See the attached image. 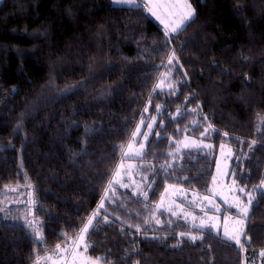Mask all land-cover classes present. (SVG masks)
Wrapping results in <instances>:
<instances>
[{
    "label": "trees",
    "instance_id": "1",
    "mask_svg": "<svg viewBox=\"0 0 264 264\" xmlns=\"http://www.w3.org/2000/svg\"><path fill=\"white\" fill-rule=\"evenodd\" d=\"M189 1L196 18L166 48L164 29L143 0L139 8L110 0L0 2V191L14 188L30 199L27 216L43 236L31 238L6 203L0 264H34L77 236L102 201L86 234L88 256L102 264H244L238 246L212 230L192 228L203 237L193 242L179 235L187 223L162 212L164 223L154 221L166 185L206 193L221 143L235 149L240 184L264 180V0ZM173 49L183 68L165 66ZM165 71L178 94L158 87ZM69 87L73 92L62 94ZM197 105L218 130L208 138L211 151L184 149L169 163ZM178 109L183 116L173 120ZM151 116L154 132L142 154L147 197L118 188L102 200L121 146ZM205 123L191 127L194 136ZM256 199L245 225L251 241L244 239L253 250L264 248V195Z\"/></svg>",
    "mask_w": 264,
    "mask_h": 264
},
{
    "label": "rangeland",
    "instance_id": "2",
    "mask_svg": "<svg viewBox=\"0 0 264 264\" xmlns=\"http://www.w3.org/2000/svg\"><path fill=\"white\" fill-rule=\"evenodd\" d=\"M1 1L2 0H0V2ZM160 2L163 4L176 5L171 9L164 8L163 11V8L158 9L157 14L161 15L162 19H167L170 16L167 15V13L169 12L175 13V15L172 16L179 17L180 12L182 11L179 5L182 0H160ZM148 14L164 29V25L161 24L155 16H152L149 12ZM157 85L159 88L163 89H169V85H172V80L170 79V75L169 73H167V71L162 73ZM194 113L195 117L190 121L189 128L187 129V132L189 134L176 141L175 148L170 152L169 163L175 162L180 152L184 149H188L184 147L185 143L192 145L193 142H195V144L201 145L200 147H196L195 145H193L192 147H189L190 149H203L206 152L211 151V148L205 147L206 145H211L208 141V138L211 136L210 133L205 138H202L201 135L194 136L195 132L191 127L196 125H193L192 121H199V123L201 122V120L204 121L202 119V117H204L202 115V112L197 113L196 111ZM153 118H155L156 120L155 116H151L148 121L144 120L143 124L140 123L141 121L139 122L138 125L140 126L141 133L148 132L147 124H153L154 126L155 123L153 122ZM205 122L206 123L204 124L203 129L207 127L208 124L207 121ZM146 142L147 141L144 140V137L142 135H139L135 139L131 137L130 141L122 146L121 153H127V155L122 154V159L113 175V183L108 187L107 197L105 198V200H110L118 188L130 191L132 193L135 192L140 195H142V193H147V190L149 188V181L148 171L146 170V165L142 160L143 152L140 155L135 154L140 149V144H146ZM130 144L131 148H129ZM221 145H224L223 151L221 150ZM235 160L236 158L234 147L230 146L228 143H221L216 152V163L212 179L210 185L206 190V193H197L182 188L178 185H166L157 203L155 209L156 216L154 215V221L156 222L157 220H159L161 221V223L159 224L164 223V219L158 216L159 212H162L166 215L168 220L170 218H173L187 223L189 227V231L187 232V234L199 236L198 233L193 232L191 229L198 228L196 227V225H199L202 220H208L209 217H215V220H210L208 222L210 224H215L216 227L211 229H204L212 230L214 233L225 238V228L231 230L234 221L237 219H242L239 209L234 206L235 198L239 196L240 200L243 201V203L247 204V198L244 196V194L234 190L230 191V189L234 188V186L232 185V180H236L235 188L244 187L246 191L251 192L254 197H256V193L258 191L252 190L256 186L260 185L258 184L247 187L243 184H240L237 180V177L232 175V173L235 172ZM214 176L216 177L215 181L213 180ZM125 184L129 185V187L125 188L121 186ZM22 194L23 193H16V189L15 191H0V208L7 203L9 209L8 214H10L11 220H13L14 222H21L22 224H26L27 221L35 220V217L27 216L29 210L26 201L20 202L19 205H15L12 202L14 200L20 201L22 199H25L26 197H22ZM204 197H209L211 203H209L207 200H204ZM101 203L104 204L103 201ZM161 204H163V207H160ZM217 208L219 210H217ZM169 209H171V211H169ZM173 212L177 214L173 215ZM168 220L166 219V221ZM94 221L95 220H93V223ZM78 235L59 244V249L56 246L49 251L43 252L38 257V260L34 262V264H86V262L89 260H97L88 256L87 248H85L84 244H81L79 248H75L73 252L65 251L66 248H73L72 242L78 237ZM84 239L85 244H87L86 235ZM244 239V237H241L242 242H244ZM260 250L261 249H248L247 247H245V250H241L244 255V264H264V257H261L259 255ZM99 264L102 263L99 261Z\"/></svg>",
    "mask_w": 264,
    "mask_h": 264
},
{
    "label": "snow or ice",
    "instance_id": "3",
    "mask_svg": "<svg viewBox=\"0 0 264 264\" xmlns=\"http://www.w3.org/2000/svg\"><path fill=\"white\" fill-rule=\"evenodd\" d=\"M110 3L114 4V5H124L128 8H139L141 5L138 2V0H110ZM151 5V6H149ZM176 5H169V4H163L160 2V0H148L147 4H145V7H147V11L149 13H151L152 16H155L157 20L160 21L161 24L164 25V41H163V46L166 48L173 39L176 38V36L183 32L184 30H186V28L188 26H190V24L192 22H194L195 18H196V9L192 7L191 3H189V0H182V2L180 3V7L182 9V11L179 14V18L175 21L169 22L166 21V19H162L161 15L157 14V10L161 9V8H169L171 9L172 7H175ZM167 15H175V13L169 12L167 13ZM189 43V41H185L184 44ZM246 59V58H245ZM175 62V64L173 63ZM166 67H175V66H179L180 68H183V65L179 64V57L176 55V50L173 49L171 52V55L168 57V62L167 65H165ZM184 77H185V81L186 82V78L188 76L187 72L183 73ZM182 83L181 81H177V84ZM73 88L69 87L66 88L62 91V94L67 95V94H71L73 92ZM169 90L172 92L173 95L178 94V89H176L175 85H169ZM153 91L155 92L156 89H153ZM189 98L185 97V100L187 101ZM199 109V105H197V108L191 109L192 112H196ZM156 110L157 112H160L162 110H164V106L161 105H157L156 106ZM145 111H147V109H145ZM183 116V113L178 109L177 110V115L175 117H172L173 120H178ZM202 119L204 121L208 120L207 116L202 117ZM264 119V118H262ZM153 122L155 123V118H153ZM141 124L144 123V120L141 119ZM162 123V122H161ZM199 123V121H192L193 125H197ZM147 128H148V132H144L141 133L140 131V126L137 125L136 130L132 133V137L133 139H135L137 136L142 135L144 137V140L147 141L149 139V136L153 134L154 129H153V124H147ZM19 130V126H17V131ZM86 131H90V130H86ZM218 131L217 129L214 128L213 125H211V123L207 124V127H205L203 129V131L200 133L202 138H205L209 135V133L211 132H216ZM155 136L157 138L160 137V133L159 132H155L154 133ZM228 133L224 132L223 136L224 137H228ZM166 138V137H165ZM257 144V141L253 140L251 141L249 147L253 148L255 145ZM193 145H195L196 147H200L201 145L199 144H195V142H193L192 145L185 143L184 147L185 148H189L192 147ZM205 147H209L211 148L212 145H206ZM122 148V146H121ZM129 148H131V144L129 145ZM145 148V144L141 143L140 144V149L135 153L136 155H140L142 154L143 150ZM224 149V145H221V150L223 151ZM230 151V150H229ZM123 155H127V153H122ZM219 170V169H218ZM119 174V173H117ZM237 173L233 172L232 175L235 176ZM146 179V178H145ZM185 180H188L189 177H185ZM213 180H216V177H213ZM113 183V181H109V186H111V184ZM232 185L234 186L233 189H230V191H238L239 193L244 194V196L247 198V204L243 203V201L240 200L239 196H237L235 198L234 201V206L236 208L239 209L240 215L242 216V219H237L234 221L233 223V227L231 228V230H228L227 228H225L224 231V236L228 241H233L235 243V245L239 246L240 250H245V243L242 242L241 237H244L246 241H248L250 243L251 238L248 237L247 235V231H246V222H250V213L251 210L253 208H257L260 205V201L256 199V197H254L252 195L251 192L246 191V189L244 187H239V188H235L236 185V180L233 179L232 180ZM122 187H129V185H121ZM7 187V186H5ZM150 187V185H149ZM11 191H15V189H10ZM252 191H259L261 193V195H264V180H262L260 182V185L256 186ZM107 192L108 189L105 190V197H102V200H104L107 197ZM138 193H133V195H137ZM142 195L146 198L147 197V193H142ZM204 200H207L209 203H211V200L209 197H204ZM160 207H163V204L160 205ZM104 208V204L101 203L100 205H98L97 210H95L88 218L87 223L84 225V227L81 229L80 234L78 235V237L72 242L73 243V248H66L65 251L67 252H73L75 248H79L81 246V244H84L85 248H87V244H85V235L89 232L90 227L94 228V224H93V220H95L98 216H99V211L100 209ZM217 210H219L217 208ZM4 211V209L0 208V212ZM169 211H171V209H169ZM173 215H176L177 213L173 212ZM107 218L105 217V220ZM195 219V218H193ZM215 217H209L208 220H202L201 223L199 225H196V227L200 228V229H204V228H215L216 225L215 224H210L208 221L210 220H215ZM147 222V221H146ZM157 224L161 223V221L157 220L156 221ZM42 226V225H41ZM26 227H28L29 229H31L32 231L29 233L30 237L35 239L37 242H42L43 240V236H42V232L40 230V227L37 226V221L36 220H31V221H27L26 222ZM137 227V232H140V228L138 226ZM62 235H64L62 233ZM181 237H184L185 235H188V238L195 242L197 240H202L203 237L202 236H196V235H190V234H185V233H180L179 234ZM157 237H153V239H156ZM178 246V245H176ZM173 246V247H176ZM57 248H60V245H57ZM135 251V249H134ZM259 255L261 257H264V249L260 250ZM86 264H99V258H97V260L93 261V260H89L86 262ZM136 264H140V261H137Z\"/></svg>",
    "mask_w": 264,
    "mask_h": 264
},
{
    "label": "crops",
    "instance_id": "4",
    "mask_svg": "<svg viewBox=\"0 0 264 264\" xmlns=\"http://www.w3.org/2000/svg\"><path fill=\"white\" fill-rule=\"evenodd\" d=\"M144 1V3L145 4H147V2H148V0H143ZM189 3H190V1H189ZM117 6H124V5H117ZM164 10V8L162 9V11ZM146 12H147V7H146ZM148 13V12H147ZM179 17L178 16H172V15H170L167 19H166V21H169V22H172V21H175V20H177Z\"/></svg>",
    "mask_w": 264,
    "mask_h": 264
},
{
    "label": "flooded vegetation",
    "instance_id": "5",
    "mask_svg": "<svg viewBox=\"0 0 264 264\" xmlns=\"http://www.w3.org/2000/svg\"><path fill=\"white\" fill-rule=\"evenodd\" d=\"M25 200H26V202H27L28 204L31 203V201H30L29 198H26ZM12 202H13V203H18L17 201H12ZM19 202H23V200H20ZM7 205H8V204H7ZM29 214H30V215L32 214L31 211H29Z\"/></svg>",
    "mask_w": 264,
    "mask_h": 264
},
{
    "label": "water",
    "instance_id": "6",
    "mask_svg": "<svg viewBox=\"0 0 264 264\" xmlns=\"http://www.w3.org/2000/svg\"><path fill=\"white\" fill-rule=\"evenodd\" d=\"M245 242H246V244H248V243H249V242H248V241H246V240H245Z\"/></svg>",
    "mask_w": 264,
    "mask_h": 264
}]
</instances>
